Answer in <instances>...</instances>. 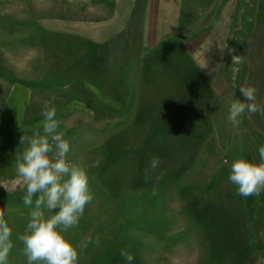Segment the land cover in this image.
Masks as SVG:
<instances>
[{
  "label": "rangeland",
  "instance_id": "obj_1",
  "mask_svg": "<svg viewBox=\"0 0 264 264\" xmlns=\"http://www.w3.org/2000/svg\"><path fill=\"white\" fill-rule=\"evenodd\" d=\"M76 2L0 0V73L13 80L12 68L21 76L35 75L33 64L46 73L44 83L61 85L48 75L47 69H55L54 59L49 64L46 54L38 58L41 52L64 53L66 44L62 47L59 39L65 40L64 34L51 25L79 18L83 12ZM167 48L168 66L161 59L146 74L149 81L134 109L129 104L94 108L105 112L101 121L83 118L71 107V115L58 118V130L72 146L70 159L87 169L94 194L79 224L65 235L77 247L89 238L100 239L99 245L80 249L79 264H264V191L239 196L228 179L233 160L255 159L250 146L257 149V142L245 133L244 124L228 120L229 107L218 106V97L213 104L208 80L190 59L180 58L179 41L164 44L163 54ZM94 56L63 60L81 75L73 86L84 81L91 61L99 60ZM225 69L229 71L228 63ZM65 93L71 97L74 90ZM26 129L43 133L41 123ZM26 146L0 158L18 159ZM153 157L160 159L156 169L151 168ZM5 164L0 183L8 190L0 185V214L13 231L9 264H27L17 237L25 230L30 207L22 199L16 161ZM122 248L133 255L131 262L121 256Z\"/></svg>",
  "mask_w": 264,
  "mask_h": 264
},
{
  "label": "crops",
  "instance_id": "obj_2",
  "mask_svg": "<svg viewBox=\"0 0 264 264\" xmlns=\"http://www.w3.org/2000/svg\"><path fill=\"white\" fill-rule=\"evenodd\" d=\"M76 1L82 2H76L81 7L76 9L83 12L79 18H61L58 25H51L64 34L65 40L59 38L61 45L66 44L62 45L64 53L56 48V53H38L39 60L46 54L49 64L54 59L55 69H47L48 75L61 80V85L44 83L46 73L33 64L35 75L25 74L23 68L18 70L27 77L12 68L15 80L0 73V156L14 154L26 145L21 144V137L35 133L26 128L41 123L44 106L55 107L57 119L63 116V120L71 115V107L83 118L93 120V116L101 121L105 112L94 108L131 105L134 109L149 81L146 74L156 70L161 59L168 66L170 50L163 54L161 47L175 39L181 48L180 58L190 59L201 77L208 80L206 87L211 90L213 104L215 97L219 98L218 106L227 107L236 98L244 99L241 84L255 86L258 101L264 102V0ZM91 54L103 61H91L84 81L73 86L79 74L63 60H83ZM235 55H240L242 62L231 66ZM227 63L229 71L225 69ZM70 89L74 90L71 97L65 93ZM240 122L245 133L258 143L256 148L264 143V118L259 113L246 112ZM253 148L251 143V155L257 160L258 152ZM13 160L17 157H1L0 166L7 167L5 163Z\"/></svg>",
  "mask_w": 264,
  "mask_h": 264
},
{
  "label": "clouds",
  "instance_id": "obj_3",
  "mask_svg": "<svg viewBox=\"0 0 264 264\" xmlns=\"http://www.w3.org/2000/svg\"><path fill=\"white\" fill-rule=\"evenodd\" d=\"M241 62L240 55L233 56L232 64ZM239 91L244 99L230 102L228 120L236 125L246 112L259 113L264 118V102L258 101L257 88L241 84ZM41 114L43 133L38 130L31 137L25 134L21 137V143L27 146L15 164L16 175L24 189L23 202L30 207L25 230L17 239L23 244L27 264H79L80 249L89 243L100 244L96 237L95 241L89 238L77 247L65 235L79 224L86 205L94 199L89 174L85 167L70 159L72 146L58 130L60 121L56 108L44 106ZM257 152L258 160L239 157L231 163L228 179L239 196L259 195L264 191V143L258 146ZM150 164L156 169L159 157H153ZM12 235L9 220L0 214V264H9V254L14 247ZM120 254L128 262L134 259L127 249L122 248Z\"/></svg>",
  "mask_w": 264,
  "mask_h": 264
}]
</instances>
